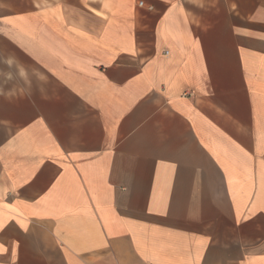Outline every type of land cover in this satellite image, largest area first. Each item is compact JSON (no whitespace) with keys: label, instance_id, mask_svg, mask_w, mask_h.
<instances>
[{"label":"crops","instance_id":"obj_1","mask_svg":"<svg viewBox=\"0 0 264 264\" xmlns=\"http://www.w3.org/2000/svg\"><path fill=\"white\" fill-rule=\"evenodd\" d=\"M0 264H264V0H0Z\"/></svg>","mask_w":264,"mask_h":264}]
</instances>
